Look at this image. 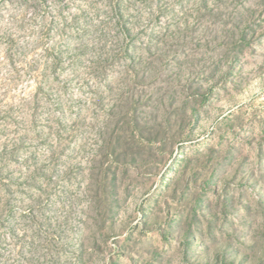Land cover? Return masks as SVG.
<instances>
[{
    "label": "rangeland",
    "instance_id": "rangeland-1",
    "mask_svg": "<svg viewBox=\"0 0 264 264\" xmlns=\"http://www.w3.org/2000/svg\"><path fill=\"white\" fill-rule=\"evenodd\" d=\"M0 264H264V0H0Z\"/></svg>",
    "mask_w": 264,
    "mask_h": 264
}]
</instances>
